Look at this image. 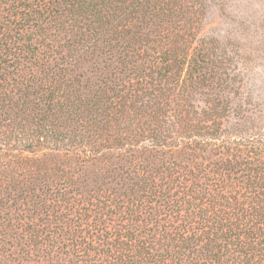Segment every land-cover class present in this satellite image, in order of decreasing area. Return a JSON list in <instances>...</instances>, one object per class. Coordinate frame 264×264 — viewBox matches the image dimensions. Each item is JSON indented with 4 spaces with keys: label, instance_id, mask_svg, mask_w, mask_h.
Masks as SVG:
<instances>
[{
    "label": "trees",
    "instance_id": "trees-1",
    "mask_svg": "<svg viewBox=\"0 0 264 264\" xmlns=\"http://www.w3.org/2000/svg\"><path fill=\"white\" fill-rule=\"evenodd\" d=\"M205 16L0 0V264H264V107Z\"/></svg>",
    "mask_w": 264,
    "mask_h": 264
},
{
    "label": "rangeland",
    "instance_id": "rangeland-1",
    "mask_svg": "<svg viewBox=\"0 0 264 264\" xmlns=\"http://www.w3.org/2000/svg\"><path fill=\"white\" fill-rule=\"evenodd\" d=\"M201 1L206 9L203 35L223 42L232 51L241 87L237 104L248 111L256 105L263 108L264 0Z\"/></svg>",
    "mask_w": 264,
    "mask_h": 264
}]
</instances>
